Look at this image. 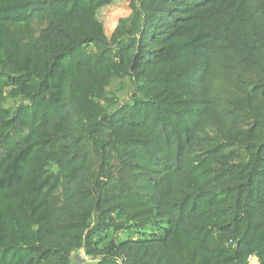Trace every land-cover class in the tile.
Here are the masks:
<instances>
[{"label":"trees","instance_id":"16d2710c","mask_svg":"<svg viewBox=\"0 0 264 264\" xmlns=\"http://www.w3.org/2000/svg\"><path fill=\"white\" fill-rule=\"evenodd\" d=\"M115 1L0 0V264H264V0Z\"/></svg>","mask_w":264,"mask_h":264},{"label":"rangeland","instance_id":"374dc122","mask_svg":"<svg viewBox=\"0 0 264 264\" xmlns=\"http://www.w3.org/2000/svg\"><path fill=\"white\" fill-rule=\"evenodd\" d=\"M130 13V0H116L115 3L102 10L100 20L104 23L107 33L110 36L118 25L120 19L125 18ZM82 259V254L78 256ZM257 260L253 259L251 264H257Z\"/></svg>","mask_w":264,"mask_h":264}]
</instances>
